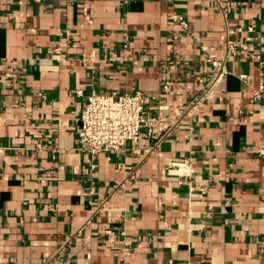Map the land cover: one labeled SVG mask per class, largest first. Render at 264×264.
Returning a JSON list of instances; mask_svg holds the SVG:
<instances>
[{
  "label": "crops",
  "instance_id": "crops-1",
  "mask_svg": "<svg viewBox=\"0 0 264 264\" xmlns=\"http://www.w3.org/2000/svg\"><path fill=\"white\" fill-rule=\"evenodd\" d=\"M237 1L0 0V264H264V0ZM137 90L148 128L91 169L86 96Z\"/></svg>",
  "mask_w": 264,
  "mask_h": 264
},
{
  "label": "built area",
  "instance_id": "built-area-1",
  "mask_svg": "<svg viewBox=\"0 0 264 264\" xmlns=\"http://www.w3.org/2000/svg\"><path fill=\"white\" fill-rule=\"evenodd\" d=\"M216 2L224 17L240 5L237 0H216ZM174 19L182 27H187V22L181 15L175 14ZM236 31H241V29ZM236 31L230 33L234 34ZM248 31L253 32L254 25H251ZM227 51L228 54L235 55L236 42L229 41ZM227 58L226 56L225 59L217 61L214 56L209 55V60L218 73H216V80L204 91V96L214 95L215 85H218L222 76L227 73ZM76 93L82 95L83 92L78 90ZM255 97L259 99L261 92H256ZM146 105L147 96L140 90L133 93L93 91L86 96L79 120L80 128L76 139V149L90 156L91 169L95 167L93 160L95 156L102 153L119 156L125 151L129 142L138 143L140 141L143 130L149 123ZM151 133V129H147V135L151 136ZM157 145L159 146V143ZM260 154L264 156V148ZM191 168L192 165L188 159H180L172 163L173 172L181 178L189 177Z\"/></svg>",
  "mask_w": 264,
  "mask_h": 264
}]
</instances>
